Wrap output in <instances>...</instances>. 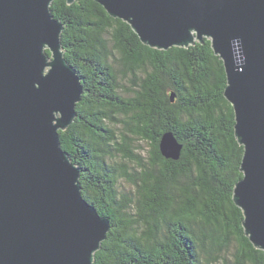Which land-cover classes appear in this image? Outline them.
Returning a JSON list of instances; mask_svg holds the SVG:
<instances>
[{
  "label": "trees",
  "instance_id": "16d2710c",
  "mask_svg": "<svg viewBox=\"0 0 264 264\" xmlns=\"http://www.w3.org/2000/svg\"><path fill=\"white\" fill-rule=\"evenodd\" d=\"M50 9L83 85L77 117L59 130L61 146L80 169L82 196L110 222L93 264H264L232 199L243 146L211 41L156 49L94 0H53ZM128 77L122 95L119 78ZM166 131L182 146L177 160L160 153ZM134 138L147 143L144 157L127 146ZM112 150L133 171L110 161ZM120 179L133 195L119 193Z\"/></svg>",
  "mask_w": 264,
  "mask_h": 264
},
{
  "label": "water",
  "instance_id": "95a60500",
  "mask_svg": "<svg viewBox=\"0 0 264 264\" xmlns=\"http://www.w3.org/2000/svg\"><path fill=\"white\" fill-rule=\"evenodd\" d=\"M52 1L0 0V264H93L110 228L82 196L80 169L61 146L83 85L64 58ZM94 1L151 48L211 41L243 146L232 199L264 252V0ZM181 148L172 132L161 135L163 157L177 160Z\"/></svg>",
  "mask_w": 264,
  "mask_h": 264
},
{
  "label": "rangeland",
  "instance_id": "374dc122",
  "mask_svg": "<svg viewBox=\"0 0 264 264\" xmlns=\"http://www.w3.org/2000/svg\"><path fill=\"white\" fill-rule=\"evenodd\" d=\"M113 50V54L114 57H116V59H119L120 53L116 50V48H112ZM114 66L116 67V69L120 68V63L119 61L115 60ZM119 82L122 86V92H120L122 95H124L125 91L127 92L129 87H131V83L129 82V77L128 78H119ZM114 131L116 132L117 135H119L121 133L120 128L114 127ZM119 142H121V139H118ZM130 149H132L135 152H139L141 153V155L144 157L146 155V151L148 149V145L145 141L141 140V139H132L131 144L129 143L127 145ZM112 152L114 153V156L111 158L110 161H112L114 164L116 165H124V167L129 171H133L132 168L134 167L133 163L126 161L122 155L121 152L112 150ZM109 161V160H108ZM117 189L119 191V193H124V194H129V195H133L135 193V189L134 187L127 181L120 179L118 181L117 184Z\"/></svg>",
  "mask_w": 264,
  "mask_h": 264
}]
</instances>
